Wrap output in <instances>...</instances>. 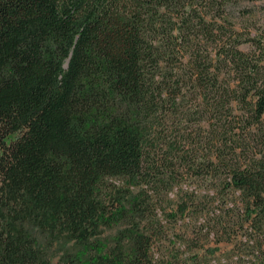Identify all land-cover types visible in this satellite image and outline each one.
I'll list each match as a JSON object with an SVG mask.
<instances>
[{
    "label": "trees",
    "instance_id": "obj_1",
    "mask_svg": "<svg viewBox=\"0 0 264 264\" xmlns=\"http://www.w3.org/2000/svg\"><path fill=\"white\" fill-rule=\"evenodd\" d=\"M240 1L0 0V264H264Z\"/></svg>",
    "mask_w": 264,
    "mask_h": 264
},
{
    "label": "rangeland",
    "instance_id": "obj_2",
    "mask_svg": "<svg viewBox=\"0 0 264 264\" xmlns=\"http://www.w3.org/2000/svg\"><path fill=\"white\" fill-rule=\"evenodd\" d=\"M225 20L243 36L242 40L248 36L264 40V0L257 2L242 0L235 4H229ZM239 49L245 53H250L254 48L251 43H244ZM210 246L216 253V258H221V255L227 254L232 249V246L226 244L220 246L212 244Z\"/></svg>",
    "mask_w": 264,
    "mask_h": 264
}]
</instances>
